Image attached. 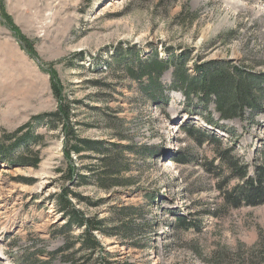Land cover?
<instances>
[{
  "label": "rangeland",
  "instance_id": "rangeland-1",
  "mask_svg": "<svg viewBox=\"0 0 264 264\" xmlns=\"http://www.w3.org/2000/svg\"><path fill=\"white\" fill-rule=\"evenodd\" d=\"M155 52L188 56L190 79L212 63L264 78V0H0V264H49L48 254L64 248L58 232L67 220L54 202L63 186L85 198L70 195L78 210L113 232L98 235L112 264H264V202L226 204L223 192L238 195L243 181L214 169L217 149H231L251 175L264 166V101L243 120L220 121L213 104L206 111L187 100L170 69L159 81L170 101L156 106L142 73ZM53 77L72 127L93 148L72 154L88 184L63 179L68 139L52 122ZM184 123L216 139L199 145ZM28 134L43 139L24 144ZM29 150L41 160L36 168L21 165ZM109 155L127 166V182L105 189L100 160ZM67 252L53 264H68Z\"/></svg>",
  "mask_w": 264,
  "mask_h": 264
},
{
  "label": "trees",
  "instance_id": "trees-1",
  "mask_svg": "<svg viewBox=\"0 0 264 264\" xmlns=\"http://www.w3.org/2000/svg\"><path fill=\"white\" fill-rule=\"evenodd\" d=\"M1 14L4 15L2 16L3 19L10 23L11 18L6 16V13L3 11ZM10 25L12 26L11 30L14 34L19 36V31L16 30L11 23ZM19 38L21 39V46L29 51L31 53L30 55L34 58L36 53L33 44L24 37L19 36ZM174 57L168 60L159 59L158 54L155 52L151 59L148 60L146 67L142 70V73L148 75L147 78L150 80V86L146 87L144 92L156 106L162 104L167 105L170 101V98L165 95L164 89L159 81L160 78L171 69L175 87H178V89L184 92L187 100L194 96L199 101V105H202L206 111H211L210 105L213 104L220 121L243 120L245 119L247 110L254 112L261 108L262 102L264 101V78L254 77L243 72L233 73L224 65L212 63L208 65L204 64L209 67L211 65L209 69L201 66L206 70L201 71L199 78L190 79L188 74V56L182 55ZM130 68H128V71H130V75L134 77L136 74L131 72ZM203 68L199 69L201 70ZM51 88L59 103L58 111L51 116L53 117L52 122H56V127H60L68 139L66 144L67 150L65 151L66 169L62 172L63 179L75 183V178H78L80 185L88 184L85 177L78 175V170L73 161L72 154L75 153L80 155L83 151H91L93 148L89 146V142L80 140L77 132H75V129L71 125V105L67 98L64 97L59 78L53 77ZM43 118L44 117L41 116L35 119L40 120ZM208 122L211 126L217 129L220 128L219 124L217 122L214 123L212 118H209ZM186 124L187 123H184L182 126L185 134L196 141L197 144L202 145L207 139L211 141L216 139L209 135L208 132L202 131L199 128L196 129L195 126L190 127ZM27 128L28 127H25L19 130V134L24 133ZM29 135L30 134H28V136ZM32 139H34V142L38 143L42 141L43 137L39 136L33 138L29 136L24 144L33 141ZM216 151V158L219 164L216 166L212 164L214 169L221 170L228 175L230 179L243 181L242 184L238 183L234 188V191L236 190V192H239L238 195L235 193V195H232L233 191L231 190L223 192L226 204H229L233 208H238L241 206V203L243 204L246 201L251 205L263 203L264 166L257 167L256 172L251 175L248 165L241 162L239 158L232 156L231 149H224L222 151L217 149ZM6 152L7 149L3 148V150L0 151V155H7ZM100 161L103 169L99 171L101 175L98 183L103 188L107 189L108 187L122 186L127 182L126 180L120 179V175H122L124 171L122 169H124V167L127 168L122 161L116 160L117 162H115V160L111 159L110 155L103 156ZM40 162L39 156L29 150L28 155H26V158L21 162V165L36 168ZM177 163L180 165L189 164L188 160H177ZM88 169L90 170L92 168ZM216 178L220 179L219 176ZM108 183H111V186H108ZM70 195H75L74 197L80 201H86L84 197L73 194L67 186H63L61 193L55 198L54 202L58 209V213L67 220L65 226L58 232L61 235L63 234L66 244L64 248H60L55 253L48 254L51 257L48 263L53 264L54 258L68 251L67 260H65L68 264H87V262H89V264H112L105 255H102L105 249L98 235L113 236V232L105 228L102 220L95 217H87L84 212L78 210L72 204ZM91 205L97 206V204ZM177 219V225L183 226L187 224L184 218L178 217ZM74 228L81 230L82 234L78 237H73L72 231ZM80 255H83L84 258L79 257Z\"/></svg>",
  "mask_w": 264,
  "mask_h": 264
},
{
  "label": "bare ground",
  "instance_id": "bare-ground-1",
  "mask_svg": "<svg viewBox=\"0 0 264 264\" xmlns=\"http://www.w3.org/2000/svg\"><path fill=\"white\" fill-rule=\"evenodd\" d=\"M258 103V102H257ZM2 189V186L0 185V190Z\"/></svg>",
  "mask_w": 264,
  "mask_h": 264
}]
</instances>
